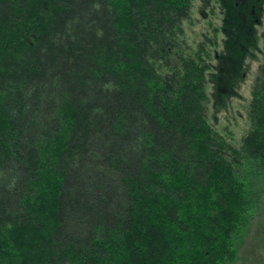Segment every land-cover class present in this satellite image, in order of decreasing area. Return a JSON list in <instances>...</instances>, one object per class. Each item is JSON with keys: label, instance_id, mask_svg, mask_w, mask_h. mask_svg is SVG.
<instances>
[{"label": "trees", "instance_id": "16d2710c", "mask_svg": "<svg viewBox=\"0 0 264 264\" xmlns=\"http://www.w3.org/2000/svg\"><path fill=\"white\" fill-rule=\"evenodd\" d=\"M192 2L0 0V264L236 263L264 215V29L238 145L206 85L235 93L264 0L230 88L249 11L219 0L216 51L186 39Z\"/></svg>", "mask_w": 264, "mask_h": 264}, {"label": "rangeland", "instance_id": "374dc122", "mask_svg": "<svg viewBox=\"0 0 264 264\" xmlns=\"http://www.w3.org/2000/svg\"><path fill=\"white\" fill-rule=\"evenodd\" d=\"M261 1L246 0L244 4L241 3V5L236 6V3H240L241 0H229L230 4L227 2L225 5L227 14H229L228 12L234 14L244 5H246V9L249 11H247L248 13L244 20L240 18V30L236 43L234 44V41H232L233 44L229 43L228 45L230 49L235 46L234 55L227 53L228 55L224 63V74L220 80L227 88H230V85L226 83L230 72L233 73V67H238L239 59L244 55L245 49L243 47L247 48L251 44V36L248 32L257 23L258 17L256 16ZM223 17L224 10L219 4V0H193L190 19L183 22L188 43L195 45L206 35L212 38L211 41L216 39L215 50H221L224 35L219 28L222 26ZM263 29L264 26L262 25H257L254 28V35L256 33L257 36V40L255 41L256 47H249L247 53H245L242 63L243 71L241 76L237 78L234 94H229L227 97L221 96L222 92H225V87L212 84L214 82L210 78L206 85L208 94L207 115L210 123L235 145L240 143L241 138L248 129L247 107L251 97V87L258 75V67L263 61V41L260 36ZM209 63L212 68L210 72H214L216 66L215 59L212 58ZM239 254V258L235 264H264V215L261 214L260 220L251 227Z\"/></svg>", "mask_w": 264, "mask_h": 264}, {"label": "flooded vegetation", "instance_id": "af4514ba", "mask_svg": "<svg viewBox=\"0 0 264 264\" xmlns=\"http://www.w3.org/2000/svg\"><path fill=\"white\" fill-rule=\"evenodd\" d=\"M236 5H237V3H236ZM223 33H225V32L223 31Z\"/></svg>", "mask_w": 264, "mask_h": 264}]
</instances>
